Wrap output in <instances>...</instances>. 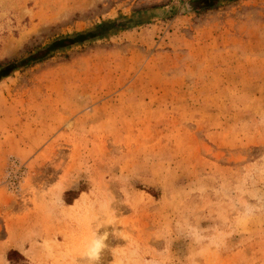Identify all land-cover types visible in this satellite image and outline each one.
Listing matches in <instances>:
<instances>
[{"label":"rangeland","instance_id":"obj_1","mask_svg":"<svg viewBox=\"0 0 264 264\" xmlns=\"http://www.w3.org/2000/svg\"><path fill=\"white\" fill-rule=\"evenodd\" d=\"M186 1L0 0V264H264V0Z\"/></svg>","mask_w":264,"mask_h":264},{"label":"trees","instance_id":"obj_2","mask_svg":"<svg viewBox=\"0 0 264 264\" xmlns=\"http://www.w3.org/2000/svg\"><path fill=\"white\" fill-rule=\"evenodd\" d=\"M237 0H188L186 1L188 7L196 13H203L208 10L216 9L221 3L235 2ZM133 20L129 17H119L116 19H109L103 21L94 27L79 30L72 33L61 34L56 36L45 44H38L32 48H29L21 59L22 67H30L37 63L43 62L60 51L68 50L76 45H82L86 42L103 38L109 34L115 33L119 28H126L131 24ZM3 68L0 71V77L7 76L14 69H17L16 65L12 62L3 64ZM71 191H67L69 193ZM16 255H20L21 259L23 256L18 250H10L8 253L9 258L12 260Z\"/></svg>","mask_w":264,"mask_h":264},{"label":"bare ground","instance_id":"obj_3","mask_svg":"<svg viewBox=\"0 0 264 264\" xmlns=\"http://www.w3.org/2000/svg\"><path fill=\"white\" fill-rule=\"evenodd\" d=\"M98 249H99V245L97 243V245H93L91 248H89L86 251V254L90 255V257H94L98 254Z\"/></svg>","mask_w":264,"mask_h":264}]
</instances>
